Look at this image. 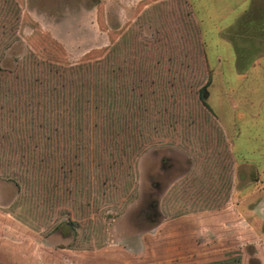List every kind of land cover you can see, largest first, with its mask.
<instances>
[{"label": "rangeland", "instance_id": "rangeland-1", "mask_svg": "<svg viewBox=\"0 0 264 264\" xmlns=\"http://www.w3.org/2000/svg\"><path fill=\"white\" fill-rule=\"evenodd\" d=\"M201 1L0 0V264H264L232 211L264 178V0Z\"/></svg>", "mask_w": 264, "mask_h": 264}, {"label": "crops", "instance_id": "crops-1", "mask_svg": "<svg viewBox=\"0 0 264 264\" xmlns=\"http://www.w3.org/2000/svg\"><path fill=\"white\" fill-rule=\"evenodd\" d=\"M202 3L201 4H205L207 1L206 0H202L201 1ZM209 7L210 8H223L222 11H220L219 13V18L221 20H225V19H228L227 23H233L234 20H237L239 15H240V12L241 10L243 9V3L241 4L240 1L239 3L236 2L235 4L233 3H230V4H227L226 3V0H214V3L215 5L213 4L212 5V2L209 1ZM219 3V4H218ZM241 4V7H239L238 5ZM194 8V7H193ZM192 8V9H193ZM200 8V6H199ZM202 8H207V5L205 4ZM240 8H242L240 10ZM242 13V12H241ZM206 17V13L204 14ZM194 17L196 18V20H199L195 15ZM201 19L199 20V23H200ZM263 73H264V69L262 68L261 70ZM246 72L245 71H242V73H237L238 77L242 78L241 82L240 83H244L245 80H246V76H245ZM263 100H261V105L263 104ZM243 105L245 107H247V103L244 101L243 102ZM250 107V106H249ZM247 107V110L245 111L247 113V115L249 116L250 119H256V120H259L260 116L262 115L261 113V110L260 108L258 110H254V111H248L249 110H252V108H249ZM251 115V116H250ZM232 119L231 122H235L236 120L233 119V116H231ZM249 119V120H250ZM236 131L233 132V134L231 135V139H230V148H231V151H232V155H233V159L236 163V167H238L239 165H248L249 167H253L256 169V166L254 164V162H250V163H240L238 161V159L236 158V156L234 155V141L236 140V137L238 136L239 137V132L238 130L235 128ZM237 141V140H236ZM261 178L257 179L256 181H250V182H246V183H243V185H247L249 184L248 187H246V189H244L242 187V191L240 192H237L236 194L234 193V198H233V201H232V206H233V209L232 211L239 217L242 219V222L244 223L245 222V226L244 225H240L241 227H245L246 229L248 230H251V233L252 234H255V229H256V223H255V217L256 215H259L260 213L262 214V223H261V228H262V249H263V252H264V178H262V188L260 190H257V189H250L251 185L253 184H256V183H261ZM257 197H260V200H258ZM258 201V203H257ZM257 211H259L260 213H258ZM195 215V214H194ZM193 215V216H194ZM204 214H199L197 217L195 218L196 222H199L201 221V219H199L197 221V218L198 217H202ZM260 216V215H259ZM246 218V219H245ZM250 218V219H249ZM247 230V231H248ZM249 245H252V247H256L255 243L253 242H250ZM257 248V247H256ZM263 263H264V260H263Z\"/></svg>", "mask_w": 264, "mask_h": 264}, {"label": "trees", "instance_id": "trees-1", "mask_svg": "<svg viewBox=\"0 0 264 264\" xmlns=\"http://www.w3.org/2000/svg\"><path fill=\"white\" fill-rule=\"evenodd\" d=\"M79 69H82L83 70V66H80L79 68L77 69H74L75 72H81ZM61 68H59L58 66H54V65H50L49 66V72L51 75L53 76H58L59 74L61 75ZM73 69H72V72H70L68 69H66L65 73L62 74V77L64 74H66V76L70 73H73L74 72ZM36 72V71H35ZM34 72V73H35ZM40 76H35L34 78H32V82H31V90H32V97L29 99L30 101V111H31V119L33 120H37L38 117V112H40V107L41 106V98H39L41 95V93H39L38 91V87L40 86ZM67 85H65L64 83V88H62V98L59 94V89L58 87H54L52 86L51 87V91L52 93L54 91L57 92V97L54 101V103L56 105H58V109L59 107L61 106V103L64 105V108L65 110H62V112L64 113L65 111L67 112V110L69 109H72V115L74 117V115H79L81 116L83 113H86L88 112L89 113V110H86V103L89 104L88 102V98L86 97V94L82 92V90L80 89L81 87H84V83H81V85H79L78 83L75 85V89H74V86L73 88L70 90L69 89V86H68V83H66ZM63 86V85H62ZM87 87V86H86ZM65 89V90H63ZM69 89V90H68ZM74 90L72 93H70V91ZM91 90V89H90ZM59 96H60V100L58 101L59 99ZM45 97V96H44ZM37 99V100H36ZM72 102V103H71ZM40 104V105H39ZM66 106V108H65ZM89 107V106H88ZM67 109V110H66ZM95 109V112H97V107L94 108ZM60 115V114H59ZM69 115V114H67ZM82 118V116L80 117ZM75 122L78 121V118L74 119ZM33 123H35L34 121L31 122L32 125H34ZM77 125L75 126V128L78 130V131H82L83 130V127L82 125H80V122L76 123ZM35 126L37 127H40V123L39 124H36L35 123ZM62 127V125H61ZM54 128L58 129V126L55 124L54 125Z\"/></svg>", "mask_w": 264, "mask_h": 264}]
</instances>
